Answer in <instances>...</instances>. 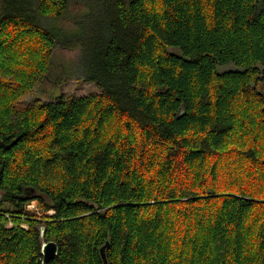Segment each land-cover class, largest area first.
<instances>
[{
    "label": "trees",
    "instance_id": "1",
    "mask_svg": "<svg viewBox=\"0 0 264 264\" xmlns=\"http://www.w3.org/2000/svg\"><path fill=\"white\" fill-rule=\"evenodd\" d=\"M57 49L56 88L98 93L40 88ZM49 242L46 264H264V0H0V264Z\"/></svg>",
    "mask_w": 264,
    "mask_h": 264
},
{
    "label": "rangeland",
    "instance_id": "2",
    "mask_svg": "<svg viewBox=\"0 0 264 264\" xmlns=\"http://www.w3.org/2000/svg\"><path fill=\"white\" fill-rule=\"evenodd\" d=\"M82 10V6L75 5L73 8H71L70 14L77 15L78 13L82 12ZM71 18L73 19V21H76L74 20V16H71ZM56 24L65 29L73 28V24H71L70 21L66 20H59L56 22ZM77 57L78 53L76 51L57 49L55 51V58L57 60L58 65L52 70V75L42 81L40 88H45L48 91H51L52 88H55L54 90L56 91V93H60L64 97H83L92 93H98L99 88L96 86V84L79 81L77 82L73 79L66 80L65 82H63L62 85L59 86V88H56L57 85L55 83H58L59 80L62 78V75H60V78L57 77L59 72L64 70V68L69 67L70 64H74L77 60ZM45 101L46 100L44 98H41V96L38 95L37 90L34 89L26 96H24L18 103H16L15 108L16 110H20L35 104H43L45 103ZM28 208L31 210H35L38 213V209L34 201H32L28 205ZM48 214H51V212H48ZM39 216H41V214H39Z\"/></svg>",
    "mask_w": 264,
    "mask_h": 264
},
{
    "label": "water",
    "instance_id": "3",
    "mask_svg": "<svg viewBox=\"0 0 264 264\" xmlns=\"http://www.w3.org/2000/svg\"><path fill=\"white\" fill-rule=\"evenodd\" d=\"M25 193L27 195H31V194L35 193V191L31 190L29 192L28 190H26ZM41 251H42L41 253L43 255L42 263L46 264L50 259H52L57 254L58 247L53 242L43 243ZM102 258L104 260V263H106L104 251H102Z\"/></svg>",
    "mask_w": 264,
    "mask_h": 264
}]
</instances>
